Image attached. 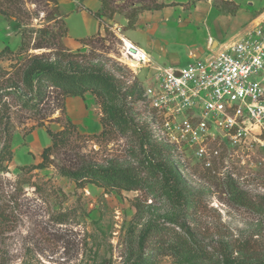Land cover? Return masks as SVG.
Here are the masks:
<instances>
[{"label":"rangeland","instance_id":"1","mask_svg":"<svg viewBox=\"0 0 264 264\" xmlns=\"http://www.w3.org/2000/svg\"><path fill=\"white\" fill-rule=\"evenodd\" d=\"M83 1L79 0L78 6ZM136 1L111 0L109 7L121 14L115 13L110 20L105 15L103 33L80 42L77 49H69L73 44L68 40L56 37L55 41L62 42L82 67L95 68L117 81L121 95L114 106H123L138 130L134 133L131 129L122 130L109 122L104 103L86 93L83 97L86 115L80 122L71 121L75 127H66V132L58 136L45 167L24 169V165L41 162L43 151L37 149L38 139L29 135L42 131L47 139L43 145L49 146L51 140L46 129L61 131L65 118L51 98L38 118L44 126L24 136L35 120L30 112L13 107L14 158L0 173V264H219L211 249L213 241L257 235L264 242V211L257 209L258 204L264 203V142L219 138L207 143L208 151L215 149L218 155L211 157L210 165L206 166L193 149L181 150L161 138L162 121L142 100L145 68L127 65L118 29L121 16ZM158 1L171 3V0ZM178 1L186 3L179 19L194 32L210 21H217V26L223 28L225 23L217 16L227 14L235 5L237 10L242 8L246 12L233 17L232 24L223 28L225 31L233 30L245 20L247 12L251 15L248 21L264 15V0H231L229 4H223V0ZM2 8L7 9L11 18L5 20L0 15V29L5 30L4 44L13 51L19 46V33L23 30L48 27L59 34L63 28V19L57 16L59 6L50 0H13L3 3ZM174 28L162 21L154 37L163 42L164 48L158 45L161 50L158 57L164 61L166 58L168 66L179 67L180 63L170 61L175 52L182 50L174 49L177 44ZM221 35V40L231 37L224 32ZM38 37L35 33L30 35L28 53L52 52L33 49ZM211 38H215L212 32L205 36V43ZM6 64L0 61V66ZM139 93L142 98L138 99ZM65 114L70 119L66 107ZM139 129L153 143L151 148L142 146ZM146 148H155L172 167L176 175L172 173V182L165 174L154 176L144 170ZM87 166L127 170L132 188L109 187L92 180L81 182L61 175L63 170L76 171ZM181 224L194 233L202 250L191 243L180 229ZM149 228H154L155 234L140 249L139 239Z\"/></svg>","mask_w":264,"mask_h":264},{"label":"trees","instance_id":"2","mask_svg":"<svg viewBox=\"0 0 264 264\" xmlns=\"http://www.w3.org/2000/svg\"><path fill=\"white\" fill-rule=\"evenodd\" d=\"M50 1L54 2L56 7H58L57 0ZM99 1L101 2V9L90 13L99 22L100 27L104 28L102 18L105 15L110 20L115 13H121L109 7L111 0ZM7 2L12 3L13 0H0V15L5 20H10L11 15H9L7 9L2 8L3 3L7 4ZM222 2L223 4L230 3L228 1ZM136 3L133 7H130L128 13L122 15L128 21V27L134 25L138 14L142 11H156L167 6L177 5L174 1L166 4L158 0H137ZM236 11V5L235 8L227 10L228 14L231 15ZM107 12H109L108 15ZM57 16L62 18L60 15ZM62 25L63 28L59 34L48 27H43L36 31L23 30L19 33L20 43L16 51H13L8 45L0 50V61L7 62L6 66H0V173L8 167L14 158L12 146L14 128L11 115L13 107L16 106L17 109L30 112L35 120L24 136L29 135L36 127L44 126L38 118L43 111L42 107L51 98L57 103L56 108L60 110L61 115L65 118V125L61 131L53 132L46 129L51 143L40 154L41 162L36 165H24L22 167L24 169L30 167L31 170H42L49 160L51 151L57 146L58 136L66 132V127H75L65 114L64 100L67 97H83L86 93H90L104 103L103 106L109 122L111 121L122 128V130L131 129L133 133L138 130V128L133 127L125 112V108L123 106L118 108L114 106L115 100L121 95L117 81L110 76L101 74L95 68L82 67L76 60L75 55H71L62 42L55 41L56 37H59L60 40L67 35V29L63 21ZM33 33L39 35L34 40L33 49H52V52L48 54L28 53L30 35ZM97 35L84 38L80 42L92 39ZM130 94L134 95L133 92H130ZM139 98H142V93L138 94ZM142 100L144 101V98ZM139 132L141 135L138 137L142 142V146L148 145V148H151L153 143L150 144L148 142L140 129ZM143 154L146 160L144 170L148 174L154 176L165 174L172 182L173 179L171 177H173L172 173L175 175L174 171L162 159L160 152L156 151L155 148H146ZM122 172L123 174H121ZM127 172V170L121 171L113 167L98 168L87 166L76 171L63 170L61 175L81 182L92 180L109 187L130 190L132 187L129 185L130 180L126 177ZM171 191H173L172 186H170L169 192ZM257 209L264 211V203L260 206L258 204ZM180 229L188 235L192 244H195L200 250L203 249L188 226L181 224ZM154 234V228H149L142 234L139 239L140 249L144 248L147 239ZM185 246L189 250L190 246L187 244ZM211 246L212 251L218 256L219 264H264V242L257 235H250L243 239L232 238L226 241H213Z\"/></svg>","mask_w":264,"mask_h":264},{"label":"built area","instance_id":"3","mask_svg":"<svg viewBox=\"0 0 264 264\" xmlns=\"http://www.w3.org/2000/svg\"><path fill=\"white\" fill-rule=\"evenodd\" d=\"M260 17L234 41L209 48L183 67L154 65L142 50L124 42L127 65L147 70L143 98L162 121L161 138L181 150L193 149L206 166L218 155L215 149L208 151L207 143L219 138L264 142V15Z\"/></svg>","mask_w":264,"mask_h":264},{"label":"crops","instance_id":"4","mask_svg":"<svg viewBox=\"0 0 264 264\" xmlns=\"http://www.w3.org/2000/svg\"><path fill=\"white\" fill-rule=\"evenodd\" d=\"M171 1L177 3V5L167 6L156 11L152 10L140 12L132 27H128V21L123 16H121L120 18V25L118 24V29L121 32L122 42L124 43L123 39L126 38L130 43H132L131 45L142 50L154 65L168 66L166 65L167 62H165L167 61L166 58L164 61L163 59L158 57V54L161 51L158 45H161L163 47V42H160L161 40L159 41L158 39L156 40V37H154L158 25L162 23V21H167L175 27L174 29H176L177 44L174 49L182 50L181 52H175L174 55L170 58V61L173 63H180L181 66L179 67H183L193 62L195 59L203 57L208 53L209 48H218L222 44L234 41L238 36L246 32L253 22V20L248 21L251 15L247 12L245 20H243L241 23H238V25L234 27L233 30L225 31V29L223 28L228 27L232 24V20H234L232 18L236 17L238 13L245 11L242 8H238V10L233 15L227 13L217 16V19H222V21L225 23V26H223V28H219L217 26V21H210L209 23H206V26L203 29L194 32L191 28H189V26L183 24L179 19V16H182L183 14L182 11L185 10L186 3L178 0ZM223 1L232 3L231 0ZM57 2L59 6L60 16L62 17L67 29V35L64 38V42L68 40L73 44V48L69 49L79 48L80 41L84 38L103 33L104 28L102 26L100 27L99 22L92 15H90L88 11H86V9L90 10L91 12L99 11L101 9V2L99 0H84L81 4L82 6H78L79 0H57ZM213 8L218 13H221V11L216 7ZM177 19H179V21H177ZM211 32L215 34V38H211L209 40V43L206 44L204 38ZM223 32L224 34L227 33V35L230 34L231 37L226 40H221V34ZM4 35L5 30L0 29V50L3 49L4 46H6L4 44ZM214 43H216V45L212 48ZM191 54H193L194 57H191ZM158 61L161 63H156ZM172 67L175 66L172 65ZM146 71L147 70L145 69V72ZM83 97H67L65 100L66 111L70 116V120L72 122H80L86 115V111L83 105ZM75 114H78L79 117ZM29 136L30 138L36 137L38 139V142H40L37 145L38 150L47 147H44L43 145L47 139L46 137L42 136V131L38 132L36 130Z\"/></svg>","mask_w":264,"mask_h":264},{"label":"bare ground","instance_id":"5","mask_svg":"<svg viewBox=\"0 0 264 264\" xmlns=\"http://www.w3.org/2000/svg\"><path fill=\"white\" fill-rule=\"evenodd\" d=\"M123 41L125 42V45H131V43L127 40V39H123ZM124 57L126 58V56L124 55ZM126 60L128 61V59L126 58ZM128 63V62H127ZM132 67H136L137 66V64L136 63H132Z\"/></svg>","mask_w":264,"mask_h":264},{"label":"water","instance_id":"6","mask_svg":"<svg viewBox=\"0 0 264 264\" xmlns=\"http://www.w3.org/2000/svg\"><path fill=\"white\" fill-rule=\"evenodd\" d=\"M215 45H216V43H214V45L212 46V48H213ZM129 50H130V52L135 53V50H134V49L130 48Z\"/></svg>","mask_w":264,"mask_h":264}]
</instances>
